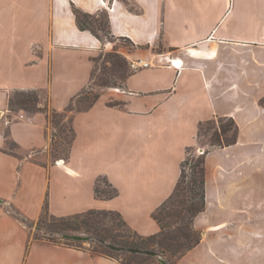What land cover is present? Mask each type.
<instances>
[{
	"label": "crops",
	"instance_id": "0c3cea01",
	"mask_svg": "<svg viewBox=\"0 0 264 264\" xmlns=\"http://www.w3.org/2000/svg\"><path fill=\"white\" fill-rule=\"evenodd\" d=\"M12 6L17 13L19 5ZM73 7L106 15L111 37L127 43L118 50L128 64L170 53L181 68L130 73L91 107L69 112L73 138L62 157L51 152L56 129L48 114L64 112L90 88L95 59L115 45L80 29ZM21 10L26 38L18 14L2 21L11 30L0 38V264H120L33 241L8 210L31 221L44 205L55 217L116 211L138 235H155L153 213L173 193L187 150L198 147L199 123L226 117L238 126L237 142L208 151L205 208L193 222L200 242L175 262L224 264L223 236H210L223 223L205 218L213 190L238 164L242 126L264 122V0H27ZM16 92H34L37 104L14 109ZM210 153L225 154L228 162L210 173ZM100 177L115 197L95 196Z\"/></svg>",
	"mask_w": 264,
	"mask_h": 264
},
{
	"label": "trees",
	"instance_id": "16d2710c",
	"mask_svg": "<svg viewBox=\"0 0 264 264\" xmlns=\"http://www.w3.org/2000/svg\"><path fill=\"white\" fill-rule=\"evenodd\" d=\"M73 13L80 29L89 30L103 42L108 39L107 36H111L104 13L90 15L74 7ZM128 75L130 73H126L122 81ZM84 94L85 91L76 96L64 112L51 111L48 114L55 128L63 124L66 114L74 111V102ZM15 95L22 98L15 99L13 96L10 99L11 105H27L29 108H33L38 102L34 92H16ZM98 97L99 94L93 95L91 101L77 110L91 107ZM260 103L264 106V99ZM69 129L71 137L66 142L64 157L68 156L73 138L71 125ZM201 133L209 135V151L236 144L238 126L232 118L218 117L200 122L197 139ZM191 150H187L186 158L181 164L180 177L173 193L153 213V218L160 228L157 234L148 237L138 235L116 211L89 210L71 216L55 217L49 214L47 206L44 205L36 223V232L40 235L32 237L33 241L84 250L92 255L114 259L120 264H148L153 257L128 252V249L132 248L156 252L160 264H162L161 262L170 264L167 257H172L174 260L180 259L200 242V238L193 228V222L205 208V156L194 160L190 157ZM188 164H190L191 170L187 178L185 166ZM101 183L103 187H101ZM94 194L100 199H111L117 195V190L105 178L100 177L96 180ZM8 211L28 229L33 226V221L27 219L14 208H10ZM74 237L81 239H74ZM85 243L92 245L91 249H85L83 247ZM109 246L118 247L122 250L115 251Z\"/></svg>",
	"mask_w": 264,
	"mask_h": 264
},
{
	"label": "rangeland",
	"instance_id": "374dc122",
	"mask_svg": "<svg viewBox=\"0 0 264 264\" xmlns=\"http://www.w3.org/2000/svg\"><path fill=\"white\" fill-rule=\"evenodd\" d=\"M24 1L27 2V0H0V38L10 37L11 30L3 26L2 21L8 22V16L13 15L16 18L17 14L22 25L19 30L22 33L24 31L25 34L22 35H25L26 38L28 27L25 26L26 22L21 21V18L24 17L21 4ZM13 3L19 5L17 13L12 8ZM15 20L13 25L16 24ZM107 38L104 40L106 44L115 43V45L111 49L103 48L95 59L92 84L85 91V94L74 102V109L84 107L86 103L91 101L93 95L109 88L118 87L123 76L126 73H131L128 62L118 50L120 46H126L127 43L111 36H107ZM13 96L15 99L22 98L19 95ZM16 105L13 104L12 107L17 109ZM261 120L259 118L252 126H242L239 134L241 144L237 149L238 164L231 171V175L226 176L221 181L220 187L213 190V201L209 206L207 218H205L207 223H223L218 228L219 232H212L210 236L216 234L223 236L221 243L225 245L226 249L221 252L220 258L224 264H230V262L233 264H264V122ZM69 127L70 123L64 118L63 124L55 128L56 138L51 145L53 154L62 157L65 154L66 142L71 137ZM197 142L200 148L196 147L190 151V157L194 160L203 155L206 157L209 135L206 133L199 134ZM223 162H228L225 154L210 153L207 158V167L210 169V173L214 170L215 165ZM190 170V164L186 165L187 178ZM100 185L103 187L102 183ZM33 222L34 224L29 230L32 237H37L40 235L36 232L37 220ZM196 232L201 238L200 232ZM83 247L91 249L92 245L85 243ZM122 258L125 257L122 256ZM167 260L170 264L176 262L172 257H167ZM148 264L160 263L157 258L151 257Z\"/></svg>",
	"mask_w": 264,
	"mask_h": 264
},
{
	"label": "built area",
	"instance_id": "2783aa9c",
	"mask_svg": "<svg viewBox=\"0 0 264 264\" xmlns=\"http://www.w3.org/2000/svg\"><path fill=\"white\" fill-rule=\"evenodd\" d=\"M129 70L131 73H136L142 69L145 68H151V67H173V68H181V62H179L176 58H173L170 53H159L156 54L151 60H132L128 64ZM10 112V111H7ZM18 119H23V115H18ZM6 124L9 123V120L7 119L5 121ZM204 153V152H200Z\"/></svg>",
	"mask_w": 264,
	"mask_h": 264
},
{
	"label": "water",
	"instance_id": "95a60500",
	"mask_svg": "<svg viewBox=\"0 0 264 264\" xmlns=\"http://www.w3.org/2000/svg\"><path fill=\"white\" fill-rule=\"evenodd\" d=\"M0 203H2V201L0 200ZM74 239H81L80 237H74ZM110 249L115 250V251H121V248L118 247H114V246H109ZM128 252L133 253V254H141V255H148V256H153L158 258L156 252L154 251H149V250H140V249H128ZM162 264H166L164 262H161Z\"/></svg>",
	"mask_w": 264,
	"mask_h": 264
}]
</instances>
